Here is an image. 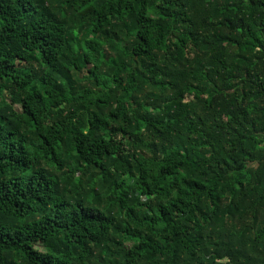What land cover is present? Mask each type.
<instances>
[{
    "label": "trees",
    "instance_id": "16d2710c",
    "mask_svg": "<svg viewBox=\"0 0 264 264\" xmlns=\"http://www.w3.org/2000/svg\"><path fill=\"white\" fill-rule=\"evenodd\" d=\"M0 264H264V0H0Z\"/></svg>",
    "mask_w": 264,
    "mask_h": 264
},
{
    "label": "rangeland",
    "instance_id": "374dc122",
    "mask_svg": "<svg viewBox=\"0 0 264 264\" xmlns=\"http://www.w3.org/2000/svg\"><path fill=\"white\" fill-rule=\"evenodd\" d=\"M116 141L120 150L125 149L124 143L118 137L116 138Z\"/></svg>",
    "mask_w": 264,
    "mask_h": 264
}]
</instances>
